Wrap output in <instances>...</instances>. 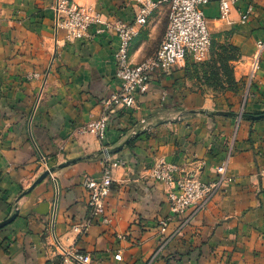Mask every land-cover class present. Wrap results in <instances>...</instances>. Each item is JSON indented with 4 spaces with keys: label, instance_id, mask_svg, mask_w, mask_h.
<instances>
[{
    "label": "crops",
    "instance_id": "crops-1",
    "mask_svg": "<svg viewBox=\"0 0 264 264\" xmlns=\"http://www.w3.org/2000/svg\"><path fill=\"white\" fill-rule=\"evenodd\" d=\"M74 1L127 22L137 11L135 0ZM55 3L0 0V223L17 213L0 228V264H57L59 245L90 254L92 264H224L228 256L233 264H264V118L246 116L264 111V55L247 83V62L264 39V0L253 2L245 23L249 0L238 1L227 17L219 0L204 6L211 33L231 31L241 48L238 91L191 92L184 75L194 60L186 58L172 74L152 77L138 96L139 110L113 108L104 138L80 128L103 114L118 89L119 38L92 28V38L66 40L55 28ZM167 22L163 4L132 39L133 63L156 51ZM121 145L107 161L105 151ZM227 157L233 181L205 209L181 215L171 211L165 185L150 176L164 158L208 181ZM106 165L113 176L105 203L110 222L95 216L78 233L73 226L91 218L84 182Z\"/></svg>",
    "mask_w": 264,
    "mask_h": 264
},
{
    "label": "built area",
    "instance_id": "built-area-1",
    "mask_svg": "<svg viewBox=\"0 0 264 264\" xmlns=\"http://www.w3.org/2000/svg\"><path fill=\"white\" fill-rule=\"evenodd\" d=\"M209 0H135L137 11L132 22L120 18H109L96 5L80 4L74 0H56L55 28L65 32V39L74 41L82 38H92L91 29L95 34L105 32L115 33L119 38L118 47L114 53L116 76L119 80L118 89L106 100L104 112L98 118L81 126L83 133H92L104 138L108 128L109 112L115 108L139 110V95L148 91L152 77L156 74L170 75L174 66L186 59L204 61L212 45V33L204 6ZM240 0H219L220 16L227 17L235 4ZM241 12V21L245 23L253 13V2ZM163 4L168 6V22L164 37L156 51L138 63L130 60L129 49L132 39L137 36L148 19ZM264 55V39L256 42V52L248 60L249 71L247 83L250 85L261 69ZM146 129L148 122L140 120ZM109 155L106 160L109 161ZM229 158L225 159L215 170L216 177L204 181L189 174L175 163L164 158L158 159L151 168L150 176L163 183L167 198L174 215H181L188 208L196 211L204 209L211 199L220 192L233 177L228 173ZM113 183L112 171L109 165L103 169L100 177H88L84 185L88 190V207L91 218L75 224L73 230L86 233L92 225V219L100 216L102 222L108 224L110 218L106 215L105 203L110 195ZM162 230L166 229L168 221L161 222ZM60 260L57 264H92L91 255L73 247L59 245ZM120 258V254H117Z\"/></svg>",
    "mask_w": 264,
    "mask_h": 264
},
{
    "label": "rangeland",
    "instance_id": "rangeland-1",
    "mask_svg": "<svg viewBox=\"0 0 264 264\" xmlns=\"http://www.w3.org/2000/svg\"><path fill=\"white\" fill-rule=\"evenodd\" d=\"M230 32L231 31L225 30L224 32H222L220 34V36L218 35L212 39V45H211L209 55L204 61H202L200 63H192V64H186L185 65L184 78L186 81H189L191 83V85L189 86L191 92H198V93L204 94L207 91H212L215 94H220V93H223L225 91H232V90L227 89L230 87H228V85H227V78L225 76V72L223 69V63H221L222 62V56H226L227 54L223 53L222 49L224 46L228 47L230 44L238 47L240 51H241V48L232 41V34ZM215 33L216 32H213V35ZM215 35H217V34H215ZM221 47H222V49H221ZM228 48H230V47H228ZM241 57H242V55H239L238 58H236L235 60H232L229 63L231 69L233 70V77L235 78V80H236L235 64L238 60L241 59ZM173 70H174V68H173ZM161 75H166V74L163 73ZM226 86H227V88L224 89ZM213 113H218V112L215 111ZM242 113H243V109L241 111V114ZM177 119H179V117H177ZM229 151H230V149H229ZM105 154H107V153H105ZM232 181L228 182L227 184L231 183ZM226 185L223 187V189L221 191L224 190ZM220 192H218L217 194H219ZM224 264H233L230 261L229 256H228V260H226L224 262Z\"/></svg>",
    "mask_w": 264,
    "mask_h": 264
},
{
    "label": "trees",
    "instance_id": "trees-1",
    "mask_svg": "<svg viewBox=\"0 0 264 264\" xmlns=\"http://www.w3.org/2000/svg\"><path fill=\"white\" fill-rule=\"evenodd\" d=\"M224 32V31H221V32H216L215 34L217 35H213L212 34V39L216 36H220V34ZM230 47V48H228ZM228 47H221L223 53H226L227 55L226 56H222V62L223 63V69H224V72H225V76L227 78V85L228 87L230 88H227V86L224 88V89H228V90H232V91H238V81L235 80V78L233 77V70L231 69L229 63L232 61V60H235L236 58L239 57V55H241V51L239 50L238 47L230 44ZM220 49V50H221ZM222 54V53H221ZM202 62V61H200ZM200 62H197V61H188L187 64H192V63H200ZM264 113V111H256V112H253V114H262ZM247 116V115H246Z\"/></svg>",
    "mask_w": 264,
    "mask_h": 264
},
{
    "label": "water",
    "instance_id": "water-1",
    "mask_svg": "<svg viewBox=\"0 0 264 264\" xmlns=\"http://www.w3.org/2000/svg\"><path fill=\"white\" fill-rule=\"evenodd\" d=\"M247 117H249L252 120H259V119H263L264 118V113L259 114V115H247ZM129 142V140H127V143ZM123 148V145L116 147V149H114L113 151H105V153H107L109 155V153H116L117 151H120ZM71 162H75V160L73 161H67L63 164L60 165V167H64V166H68L69 164H71ZM55 170V168H49L46 171H44L40 177L33 183L32 187L33 188L35 185H37L38 183H40L45 177H47L51 172H53ZM17 216V213H14L13 215H11L9 218L5 219L4 221H2L0 223V228L9 224L10 222H12Z\"/></svg>",
    "mask_w": 264,
    "mask_h": 264
}]
</instances>
